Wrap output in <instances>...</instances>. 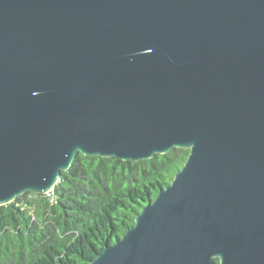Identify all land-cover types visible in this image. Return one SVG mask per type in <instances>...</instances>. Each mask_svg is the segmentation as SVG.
Masks as SVG:
<instances>
[{"label": "water", "instance_id": "95a60500", "mask_svg": "<svg viewBox=\"0 0 264 264\" xmlns=\"http://www.w3.org/2000/svg\"><path fill=\"white\" fill-rule=\"evenodd\" d=\"M174 148L89 264H264V0H0V206Z\"/></svg>", "mask_w": 264, "mask_h": 264}, {"label": "trees", "instance_id": "16d2710c", "mask_svg": "<svg viewBox=\"0 0 264 264\" xmlns=\"http://www.w3.org/2000/svg\"><path fill=\"white\" fill-rule=\"evenodd\" d=\"M188 153L139 162L75 156L49 196L27 192L0 206V264H89L134 226Z\"/></svg>", "mask_w": 264, "mask_h": 264}, {"label": "built area", "instance_id": "2783aa9c", "mask_svg": "<svg viewBox=\"0 0 264 264\" xmlns=\"http://www.w3.org/2000/svg\"><path fill=\"white\" fill-rule=\"evenodd\" d=\"M51 192H52V191H51ZM51 192H50V193H51ZM50 193H49V194H47V196H49V195H50Z\"/></svg>", "mask_w": 264, "mask_h": 264}]
</instances>
